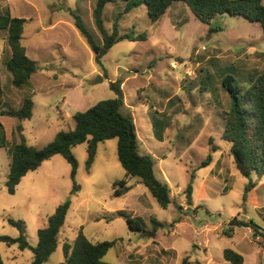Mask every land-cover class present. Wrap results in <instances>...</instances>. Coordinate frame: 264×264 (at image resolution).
<instances>
[{
  "label": "rangeland",
  "instance_id": "obj_1",
  "mask_svg": "<svg viewBox=\"0 0 264 264\" xmlns=\"http://www.w3.org/2000/svg\"><path fill=\"white\" fill-rule=\"evenodd\" d=\"M95 2L0 0L1 11L9 9L12 16L25 19L21 44L38 67L28 86L15 88L4 66L8 50L5 47L6 53H1L0 39V85L6 92L0 109H17L27 96L33 101L29 119L4 115L0 120L7 139V147L0 148V235L17 237L18 229L7 219H20L25 222L27 242L34 246L37 229L58 204L69 199L57 249L42 264L62 262V242H72L79 229L91 242L115 240L102 258L108 264H179L184 257L189 264H230L222 256L226 248L241 254L242 264H264V177L252 176L256 184L243 201L248 180L235 168L230 143L222 138L229 108L223 76L231 73L240 86L264 71V32L259 24L222 14L211 20L213 30L209 31V25L183 2H173L156 22L149 19L144 5L122 13L124 1L109 2L102 16L106 30L111 32L120 12L119 34H145L146 39L116 42L99 66L68 11L80 15L100 44L92 17ZM98 76L103 80L96 83ZM116 79L122 81L120 111L134 120L139 152L152 156L155 175L169 185L167 208L157 204L138 178L125 176L117 160L116 138L97 143L88 168V144L73 147L74 182L79 186L75 193L71 194L70 165L54 155L28 172L14 194H9L4 184L9 170L7 149L20 141L16 126L21 125L27 145L41 148L57 132L73 128V114L113 98L109 83ZM154 119L162 123L161 140L155 136ZM208 154L211 162L200 167ZM123 179L130 189L114 197L112 185ZM188 183L190 206L183 192ZM119 212L141 217L147 229L150 218L164 227L149 237L131 231ZM179 216L180 221L171 226ZM232 219L252 221L257 232L231 226ZM0 255L4 264L32 260L31 250H20L17 244L0 242Z\"/></svg>",
  "mask_w": 264,
  "mask_h": 264
},
{
  "label": "trees",
  "instance_id": "obj_2",
  "mask_svg": "<svg viewBox=\"0 0 264 264\" xmlns=\"http://www.w3.org/2000/svg\"><path fill=\"white\" fill-rule=\"evenodd\" d=\"M116 1L96 0L92 10L94 25L101 35L100 44L93 39L80 15L68 9L74 19L75 27L85 38L94 53V60L99 66L102 57L116 42L123 39H146L145 34L133 36L118 32V21L122 13H128L140 5L146 7L147 15L152 22L159 20L173 2L179 1L183 2L198 20L209 25V31L213 30L210 22L215 16L227 14L240 16L251 23H258L264 32V0H122L124 1L123 11L115 15L112 30L108 32L103 23V10L107 3ZM24 22L25 19L12 16L8 10L0 11V30L6 32L5 43L8 50L4 66L11 75L12 85L17 89L28 86L31 75L38 69L36 62L26 55L25 47L21 44ZM3 53H6L5 49ZM121 85L120 79L110 82L109 87L114 93L113 98L100 100L88 109L73 114V128L57 132L54 138L41 148L27 145L21 135V125H17L16 130L20 134V141L7 149L9 170L5 180L6 191L9 194H14L16 186L26 173L36 170L52 156L60 155L70 165V178L73 181L71 194H73L79 188L74 182L77 161L72 152L73 147L85 142L88 144L86 160L88 168L96 154L97 143L116 138L117 160L123 168L125 176L138 178L157 204L166 209L171 203L169 185L155 175L152 156L139 152L134 120L131 115L123 114L120 111L124 105ZM222 87L227 91L229 98L222 138L230 143L229 153L235 168L242 177L248 180L242 198L245 201L246 193L256 184L252 180V176L257 179L264 177V71L259 73L251 83L240 86L236 76L226 73L222 79ZM1 93L0 85V95ZM32 107L31 96H27L23 98L21 106L17 109H0V116L14 117L19 121L29 119L32 115ZM161 124L159 120H153V125L156 128L155 136L159 140L162 139ZM1 147H7V139L0 121ZM212 151L215 149L212 148ZM210 162L211 154H208L199 166L205 167ZM112 187L114 197L122 196L130 189L125 179L114 182ZM183 192L186 203L190 206L192 194L190 183L186 185ZM69 205L70 200L67 199L56 206L54 212L47 217L45 225L37 229V242L34 246L29 245L23 234L25 222L12 218H8L7 222L18 229L19 235L15 238L0 235V242H4L8 246L17 244L20 250L30 249L32 260L24 264L44 263L57 249L58 235L65 221ZM177 208L181 207L177 206ZM118 215L124 217L131 231L140 232L149 237H154L156 231L164 227V224L155 218L149 219L150 228L147 229L146 223L141 217L126 216L122 212H119ZM180 219V216L177 217L170 225L173 226ZM230 225L251 228L254 234L257 232V227L252 221L232 219ZM225 234L230 236L226 232ZM114 245L115 240L91 242L83 234L82 229H79L72 242H62L64 260L59 264H108L104 263L102 258ZM222 256L230 264L243 263L242 255L233 249H224ZM0 264H4L1 255ZM179 264H189V262L184 257Z\"/></svg>",
  "mask_w": 264,
  "mask_h": 264
},
{
  "label": "crops",
  "instance_id": "obj_3",
  "mask_svg": "<svg viewBox=\"0 0 264 264\" xmlns=\"http://www.w3.org/2000/svg\"><path fill=\"white\" fill-rule=\"evenodd\" d=\"M1 8L2 7H0V11H1ZM8 11H9V13H10V10L9 9H7ZM11 14V13H10ZM5 37H6V32L5 31H2V30H0V39L3 41V43H4V46H3V50L5 49V47H6V43H5ZM3 50H2V54H3ZM2 56V55H1ZM1 89H2V93H1V95H0V105H2L3 103H4V95L6 94V92H4V90H3V88H2V86H1ZM1 118H2V116H0V120H1ZM7 174H8V172H7ZM27 174V173H26ZM25 174V175H26ZM25 175L22 177V178H24L25 177ZM7 176V175H6ZM21 178V179H22ZM168 180V179H167ZM20 182H21V180H20ZM20 182H19V184H20ZM5 184V183H4ZM18 184V185H19ZM18 185L16 186V188L18 187ZM16 188H15V190H16ZM45 225V224H44ZM43 225V226H44ZM42 226V227H43Z\"/></svg>",
  "mask_w": 264,
  "mask_h": 264
},
{
  "label": "water",
  "instance_id": "obj_4",
  "mask_svg": "<svg viewBox=\"0 0 264 264\" xmlns=\"http://www.w3.org/2000/svg\"><path fill=\"white\" fill-rule=\"evenodd\" d=\"M103 79L100 77V76H98L97 77V79H96V83H99V82H101Z\"/></svg>",
  "mask_w": 264,
  "mask_h": 264
}]
</instances>
